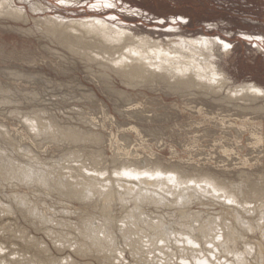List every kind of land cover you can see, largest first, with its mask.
<instances>
[{
	"label": "rangeland",
	"instance_id": "rangeland-1",
	"mask_svg": "<svg viewBox=\"0 0 264 264\" xmlns=\"http://www.w3.org/2000/svg\"><path fill=\"white\" fill-rule=\"evenodd\" d=\"M13 6L24 9L26 20L0 18V130L21 150L28 151L45 163L61 165L60 168L64 169L65 173H69L65 168H62L65 167V164L66 168L69 165L79 167L80 162L72 161L69 157L70 154L75 151L88 154L95 152L98 158L97 163L100 164L98 169H101L99 171L102 172L111 170L118 157L117 159L121 158L122 161L135 159L133 162L136 160L138 162H156L161 166L164 164L163 167L170 166V168L177 165L180 168L175 167V169L182 172L212 174L225 183H242L243 188H246L247 185L250 186L246 179L264 186V140L260 143L261 145L258 144L259 146L254 140L257 134L264 139V113L244 109V106L241 109L231 103L223 105V102H216L211 97L210 99L202 96L200 90L190 89L185 93H172L159 85L158 87L154 85L152 88L129 86L128 83L122 82L123 79L114 71L105 69L100 62L86 60L66 48L55 34L39 22L44 18L57 21L104 19L103 21H106L107 24L117 26L121 30L126 29L137 38L141 36L148 37L153 41L157 40L165 49L169 48V50L173 48L174 43L182 38L195 41L207 38L209 43L204 46L207 48H205L206 53H212L213 59H206L213 62L219 72L232 85L252 83L264 90V0H14ZM224 43L227 44L226 50H224ZM103 74L109 76V79L105 80ZM196 96H200V102ZM194 97L195 99H193ZM261 103L264 105V102L260 101L258 105H262ZM247 113L250 114L251 119ZM255 113L256 115H254ZM35 114H42L46 119L51 118L61 129L77 130L88 136L91 134L100 135V141L94 144V147L93 145L86 146L70 141L61 142L37 137L25 121L27 117H32ZM245 118L251 120L250 125L241 128V121L246 120ZM236 126L240 128L238 129ZM10 131L12 132L9 133ZM225 148L226 150H224ZM125 150L127 153L124 152ZM23 161L27 160L24 158ZM112 162L114 163L112 164ZM86 163H90V161ZM88 167L90 169L91 166L88 165ZM89 169H87V173L93 174V171L91 169L89 171ZM167 169L169 168L167 167ZM202 170L203 172H201ZM130 180L133 181V179ZM200 186L204 187V185ZM11 190L20 194L27 193L29 196L32 194L33 198L39 197L38 194H34L32 189L0 186L2 202H8L7 197L12 192ZM164 195L172 198L168 192H165ZM218 195L220 196V194L209 195L211 198H216H212L216 200L215 203L211 199L197 198L196 204L194 200L191 202L193 205L188 204L185 206L186 208L183 207L184 211L200 212L202 217L206 214L204 219L206 217L216 218L220 221L222 217L221 220H224L226 217L228 218L229 209L236 206L233 203L223 202L222 197H220L222 201H218V199L221 200ZM47 199L48 207L45 208H48L51 217H59V211L62 209L69 210L70 208V211L75 212L74 207H76L78 212L71 214V217L68 215L71 221H75V219H79L77 216L81 212L90 211L89 205H80L76 202L70 203L71 205L61 202L60 205L57 203V207H55L56 202L54 203L52 200L56 199L51 197ZM202 199L203 201L200 202ZM207 201L211 202L208 204ZM65 204L66 207H64ZM250 204V209H252L258 206L259 202L253 200ZM50 206L54 208L52 207V209ZM54 209L58 210V213ZM113 209L117 218V215H120L119 218L124 215L118 206H113ZM159 209L160 212H155L156 216L158 213L162 216L170 213L177 215L178 213L177 210L174 211L168 206H160ZM222 209L225 210V213L221 211ZM149 210H151L149 213L154 212L151 208ZM2 211L0 207V213ZM161 211H163L162 214ZM73 212L71 211V213ZM164 213L165 215H163ZM221 213L222 215H220ZM247 215L249 216L247 218L253 220L254 223L258 220V214H250L253 217ZM10 227L25 229L29 236L43 241L46 248L52 252V256L55 255L58 259L67 257L71 262L76 260L80 264H83L82 262H85L84 264H99L93 257H88L89 259L84 257V259L82 256L75 255L74 249L70 247H66L63 251L56 249L58 251L56 252L55 247H52L54 244L52 240L45 233L36 230L35 227L32 228L19 213L16 215L1 213L0 231ZM258 231L248 233L247 241L245 240L246 243L249 242L248 246L253 245L254 248V253L248 256L251 262L254 261L253 255L258 254L257 258L260 259L257 250L259 251L258 248H261L264 241V223ZM121 239L117 238L116 244L120 246L119 249L123 246L121 249L123 251L126 242L124 241L123 245L121 243L123 239ZM160 244L165 247L163 252L166 251L164 253L170 255L171 259L159 252H156L155 256H161L160 258L163 260L167 257L166 260H170L169 264H182L178 256L171 254L172 245L169 244L171 246L169 248L168 245ZM239 248H244V245H239ZM219 255L213 259V264H227L232 261L230 259L232 256L229 258L227 256V260L226 256ZM150 257L154 256L150 255ZM120 259L122 264H138L129 251L127 254V249L123 251ZM260 261L255 260V263L264 264L263 256Z\"/></svg>",
	"mask_w": 264,
	"mask_h": 264
},
{
	"label": "bare ground",
	"instance_id": "bare-ground-1",
	"mask_svg": "<svg viewBox=\"0 0 264 264\" xmlns=\"http://www.w3.org/2000/svg\"><path fill=\"white\" fill-rule=\"evenodd\" d=\"M13 2L14 0H0V18L5 17L6 19V17H9L26 20L24 9L15 8ZM103 20L104 19L95 18L89 20L87 18V20L78 21H57L51 18H44V20H39V22L44 24L48 30L55 34L66 48L84 57L86 60L100 62L105 69H109L111 72L114 71L123 79L122 82L128 83L129 86L152 88L154 85H157V87L159 85L172 93H185L190 89L200 90L199 92L202 96L211 97L216 102H223V105L224 103H231V105L234 104L241 109L242 106H244V109L261 114L264 113V105L262 103V105H258L259 101L264 102V90L252 83L232 85L230 81L219 72L214 63L208 61L209 59H213V55L212 53H206L207 48L204 45L209 43L206 37V39L201 41L185 40L182 38V40L180 39L178 42L174 43L173 48L169 50V48L165 49L157 40L156 42L148 37L141 36L137 38L126 29L121 30L117 28L116 25V27H114L112 24L109 25ZM223 45L225 47L224 50H226L227 44L224 43ZM206 58L209 59L207 60ZM108 77L106 74H103L105 80ZM98 83H100L99 80ZM196 97L199 100L200 96ZM193 99H195V97ZM254 115H256V113ZM249 118L251 119L250 114ZM25 121L27 126L37 137L61 142L70 141L86 146H94V144L100 141V135L91 134L88 136L85 135L86 133L83 134L77 130L61 129L51 118L46 119L42 114H35L32 117H27ZM250 122L251 120L247 118L243 122L241 121L240 127L245 128ZM259 125L261 126L262 124L260 123ZM133 130L138 132L135 128H133ZM11 132L12 131L9 133ZM6 136L5 133L0 130V186L32 189L34 194H38L39 197L33 198L32 194L29 196L27 193L20 194L15 192L16 189L15 191L11 190L12 192L7 197V203L0 200V207L3 210L1 213H14L15 215L19 213L32 228L35 227L36 230L45 233L52 240V243H54L52 247H55V250L63 251L66 247H70L74 249L75 255H79V257L82 256V258L93 257L99 264H122L120 258L125 249H127V254L129 251L130 255L137 260L138 264H169L170 260L168 259L170 255H166L164 253L166 251L163 252L165 247L160 243L168 246L169 244L172 245V247L169 246V248H172L171 254L178 256L182 264H213V259L219 254L224 255V257L226 256V259L227 256L228 258L232 256V258H230L232 261L229 260L230 262L227 264H257L258 262L255 263V260L260 261L261 257H264V241L262 242L263 244H261L256 240L262 246L259 245L261 248H258L259 251L257 250L260 259L259 257L257 258L258 254L256 252L257 255H253V262H251V259H248V256L254 253L253 245L248 246L249 242L246 243L248 233H256V231L263 227L264 186L262 185H257L249 181V179H246V182L249 183L250 186L247 185L246 188H243V185H241L242 183H225L212 174L182 172L175 169V167H179L177 165L170 168V166L163 167L164 164L161 166V164L156 162H138L137 160L133 162L135 159H132L133 161H122L121 158L117 159L118 157L115 163L112 162V164L114 163V167L112 168L111 166V170L107 168L109 171L102 172L99 171L101 169H98L100 164L99 162L97 163L98 158L95 152L94 154H88L77 153V151H75L70 154L69 157L72 161L80 162L78 165L79 167L75 165V167H71L69 165V167L66 168L65 164V167L62 168L69 171V173H65L63 171L64 169L60 168L61 165L57 166L45 163L28 151L21 150L16 143L10 141ZM113 136L116 137L115 135ZM254 140H256L255 143L257 146H259L258 144L262 143L264 139L261 135L259 136L257 134ZM116 143L114 144L117 145ZM224 150H226V148ZM126 151L127 150L124 152ZM125 155L124 153V156ZM24 158L27 160L26 162L23 161ZM89 161L90 163H86ZM88 165L91 166L90 169L93 171V174L87 173V169H89ZM103 165L102 167L105 168ZM167 167L169 169H167ZM201 172H203V170ZM102 178H105V180H102ZM122 178L126 179L123 180ZM130 179H133V181ZM200 185H204V187L202 188ZM165 192H168L172 198L165 196ZM211 194H220V196H218L224 199L223 202L233 203V205L236 206L231 210L229 209V214H227L228 218L223 216L225 219L221 220L222 217L220 216V221L216 218L206 217L207 219H204L203 217H205L206 214L202 217L200 212L190 213L184 211L186 208L185 206L192 204L191 202L194 200L196 204L197 198L201 199V197H203L207 200L211 199L215 203L216 200L214 199L216 198L212 197L214 198L212 199L211 196H209ZM49 197L56 199L55 201L52 200L54 203L56 202L54 205L55 207H57V203L59 204L61 202L63 204L64 202L68 204L76 202L80 203V205H89L90 211L81 212L78 216L76 213L75 215L77 218L79 217V219H75L73 222L68 215L70 216L76 211L78 212V208L76 209V207H74L76 211L73 212V210H71L73 212L71 213L70 208L69 210L64 208L66 207L65 204L63 208L66 210L62 209L59 211V217H51L52 215L48 213V208H45L47 206V198ZM253 200L259 202V205L257 204L258 206L250 209V203L253 202ZM202 201L203 199L200 200V202ZM218 201L221 202L222 199H218ZM210 202L211 201H209V203ZM203 205L205 204L203 203ZM113 206H118L124 212L121 218H119L120 215H117L119 219L116 217L114 214L115 208L113 209ZM160 206H168L174 209V211L177 210L178 213L177 215L171 213L168 215L166 214L169 217H167L165 213L163 214L165 216L159 213V215L157 214L156 216L155 212H160L158 211ZM211 206H209L210 209H212ZM50 207L52 208L53 206ZM150 208L153 209V213H149V211H151L149 210ZM146 210L147 212H145ZM57 211L55 210V212ZM221 211L225 213V210L223 211L222 209ZM116 213L118 214V212ZM162 213L163 211H161V214ZM217 213L220 212L217 211ZM253 213L258 214L256 223L247 218V214L250 215ZM120 214L122 215V213ZM220 215H222V213ZM250 216L253 217V215ZM26 232L25 229H13L12 227L0 231V264L78 263L76 260H72L71 262L67 257L66 259H58L57 256H52V252L46 248L44 243H42L43 241L41 242L38 238L36 239L29 236ZM119 237L123 239H121L122 244L124 241L126 242V247L123 251H121L123 246L119 249L120 246L116 244L117 238ZM248 241L250 240L248 239ZM241 244L244 245V248L240 249L239 245ZM168 246L166 247L168 248ZM70 248L69 250H72ZM57 250L56 252H58ZM71 252H73V250ZM156 252L167 256L168 259L166 260V257L165 260H163L160 258L161 256H155ZM150 255L154 257H150ZM134 259L132 260L135 261ZM82 263L84 264L85 262ZM260 263L262 262L260 261ZM78 264H80V262Z\"/></svg>",
	"mask_w": 264,
	"mask_h": 264
}]
</instances>
